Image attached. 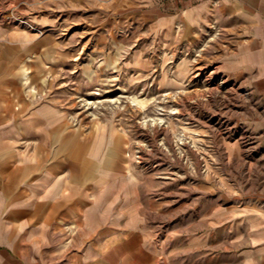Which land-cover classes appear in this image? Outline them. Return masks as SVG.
Here are the masks:
<instances>
[{"label": "crops", "instance_id": "crops-1", "mask_svg": "<svg viewBox=\"0 0 264 264\" xmlns=\"http://www.w3.org/2000/svg\"><path fill=\"white\" fill-rule=\"evenodd\" d=\"M18 3L45 33L0 25V264H264V0ZM105 33H126L142 67L173 69L176 84L211 68L254 94L242 131L251 140L226 145L230 166L245 150L246 170L237 186V175H221L223 200L189 230L129 173L117 125L72 124L56 100L28 89Z\"/></svg>", "mask_w": 264, "mask_h": 264}, {"label": "rangeland", "instance_id": "rangeland-1", "mask_svg": "<svg viewBox=\"0 0 264 264\" xmlns=\"http://www.w3.org/2000/svg\"><path fill=\"white\" fill-rule=\"evenodd\" d=\"M17 4L18 0H0V25H23L44 35V29L20 14ZM105 34L111 37H104L95 50L88 46L77 61L71 59L50 69L44 76L46 84L38 91L28 89L41 100H56L67 110L72 124L90 127L112 121L117 125L127 143L123 155L129 173L135 174L140 189L151 199L166 203L170 215L179 218L177 225L189 230L223 200L221 175H237L231 183L237 186L240 170H246L239 167L245 161V150L230 166L226 145L251 140L242 131L255 104L254 94L234 87L211 68L192 70L176 84L168 79L173 69L142 67L138 59L143 55H131L127 50L126 33ZM96 40L93 37L89 45ZM233 152L238 155V150ZM187 257L170 261L190 264Z\"/></svg>", "mask_w": 264, "mask_h": 264}]
</instances>
